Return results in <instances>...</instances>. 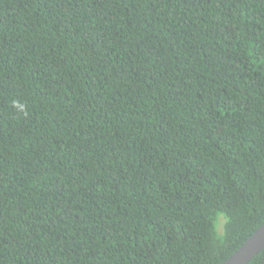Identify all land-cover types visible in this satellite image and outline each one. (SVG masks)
<instances>
[{
    "label": "trees",
    "instance_id": "1",
    "mask_svg": "<svg viewBox=\"0 0 264 264\" xmlns=\"http://www.w3.org/2000/svg\"><path fill=\"white\" fill-rule=\"evenodd\" d=\"M263 222L264 0H0V264H222Z\"/></svg>",
    "mask_w": 264,
    "mask_h": 264
},
{
    "label": "water",
    "instance_id": "2",
    "mask_svg": "<svg viewBox=\"0 0 264 264\" xmlns=\"http://www.w3.org/2000/svg\"><path fill=\"white\" fill-rule=\"evenodd\" d=\"M264 249V222L222 264H248Z\"/></svg>",
    "mask_w": 264,
    "mask_h": 264
},
{
    "label": "rangeland",
    "instance_id": "3",
    "mask_svg": "<svg viewBox=\"0 0 264 264\" xmlns=\"http://www.w3.org/2000/svg\"><path fill=\"white\" fill-rule=\"evenodd\" d=\"M220 219L222 221H224L223 224H221V225H220ZM225 221H226V215L224 213H221V215L219 216V219L217 221V230H218L219 234H223V232H224Z\"/></svg>",
    "mask_w": 264,
    "mask_h": 264
}]
</instances>
